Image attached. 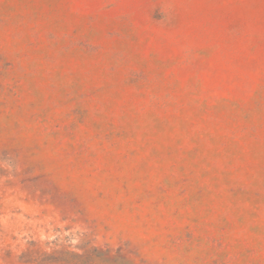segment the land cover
Wrapping results in <instances>:
<instances>
[{
	"label": "rangeland",
	"instance_id": "374dc122",
	"mask_svg": "<svg viewBox=\"0 0 264 264\" xmlns=\"http://www.w3.org/2000/svg\"><path fill=\"white\" fill-rule=\"evenodd\" d=\"M0 264H264V0H0Z\"/></svg>",
	"mask_w": 264,
	"mask_h": 264
}]
</instances>
